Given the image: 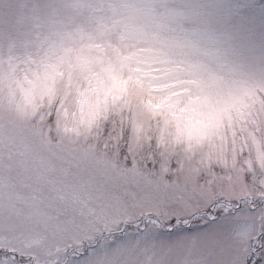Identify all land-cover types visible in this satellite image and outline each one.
<instances>
[{
  "label": "snow or ice",
  "instance_id": "snow-or-ice-1",
  "mask_svg": "<svg viewBox=\"0 0 264 264\" xmlns=\"http://www.w3.org/2000/svg\"><path fill=\"white\" fill-rule=\"evenodd\" d=\"M0 264H264V0H0Z\"/></svg>",
  "mask_w": 264,
  "mask_h": 264
}]
</instances>
